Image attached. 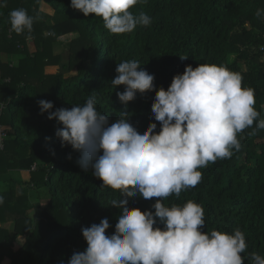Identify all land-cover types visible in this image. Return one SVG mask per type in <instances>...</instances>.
<instances>
[{"label":"trees","instance_id":"1","mask_svg":"<svg viewBox=\"0 0 264 264\" xmlns=\"http://www.w3.org/2000/svg\"><path fill=\"white\" fill-rule=\"evenodd\" d=\"M18 8L34 18L31 33L12 30L9 13ZM258 9H264V0H148L132 11L147 13L151 25L117 35L101 17L74 10L71 0H7L0 7V54L11 58L0 61V126L7 133L0 150V264L7 258L11 264H68L74 252L87 248L83 228L107 218L106 234L112 235L121 215L111 205L120 192L102 188L91 167L81 168L80 153L62 146L56 136L63 125L41 114L39 100L53 102L55 111L82 106L94 95L109 124L127 111L138 132L157 123L158 133L160 123L151 112L156 91L167 90L187 66L207 63L239 72L243 86L255 89V108L264 119V15L257 17ZM43 10L56 23L42 20ZM124 60H137L155 76V88L137 93L126 107L117 96L125 86L111 84ZM253 128L255 122L239 134L242 147L230 159L198 169L203 178L195 188L164 201L168 206L188 200L202 204L205 233L243 231L245 264L253 252L264 255V130L248 135ZM23 172L29 174L27 180ZM157 199L138 196L128 203L155 213ZM156 226L164 227L158 218ZM20 237L26 241L16 249Z\"/></svg>","mask_w":264,"mask_h":264},{"label":"clouds","instance_id":"2","mask_svg":"<svg viewBox=\"0 0 264 264\" xmlns=\"http://www.w3.org/2000/svg\"><path fill=\"white\" fill-rule=\"evenodd\" d=\"M7 0H0V7ZM148 0H71V7L85 16L94 14L104 21L111 34H126L137 26L148 27L152 17L132 9ZM264 15L258 9L256 16ZM12 30L31 33L34 18L23 8L9 13ZM182 59H186L181 57ZM113 86H125L117 93L125 105L155 88V76L137 60L117 64ZM255 89L243 86V76L225 65L187 66L174 76L165 90L156 91L151 112L155 121L141 134L129 123L127 111L109 124V116L97 110L96 97L82 106L59 108L39 100L41 114L63 125L56 131L62 146L80 153L78 164L121 198L111 205L121 210L115 233L107 235V218L82 229L87 248L74 252L68 264H245L246 236L239 228L231 234L219 230L203 232L205 212L202 204L188 200L183 205L164 203L168 197L195 188L209 163L230 159L242 147L239 134L255 128L264 130V119L255 108ZM70 158V157H69ZM159 198L151 210L130 208L128 198ZM3 197L0 196V204ZM159 223L164 227H158ZM63 264V261H61ZM249 264H264V255L253 252Z\"/></svg>","mask_w":264,"mask_h":264},{"label":"rangeland","instance_id":"3","mask_svg":"<svg viewBox=\"0 0 264 264\" xmlns=\"http://www.w3.org/2000/svg\"><path fill=\"white\" fill-rule=\"evenodd\" d=\"M40 18L42 19V20H49V23L51 24V25H53L54 23H56V19L54 18H51V13L50 12H48V11H45V10H43V12L41 13V15H40ZM31 49V51H36V47H31L30 48ZM67 53V52H66ZM65 58L66 59H68V53L67 54H65ZM0 61H2V62H8V61H10V58L9 57H6V56H4L3 54H0ZM69 75H71V74H68V76ZM1 109V108H0ZM1 112H3V111H0V115H2L3 113H1ZM2 126L5 128L6 126L5 125H3L2 124ZM16 175V174H15ZM32 203L33 204H36V203H38V199H36V198H33L32 199ZM39 213H40V211H36V212H33L31 215H32V217L35 219L36 218V216L37 215H39ZM6 227L8 228V229H12L13 227L12 226H10V225H6ZM23 239H25V237H23L22 239H17V241H16V244H15V248L17 249V248H19V247H21V244L22 243H24L25 242V240H23ZM3 264H11V261H10V259H5L4 261H3Z\"/></svg>","mask_w":264,"mask_h":264},{"label":"built area","instance_id":"4","mask_svg":"<svg viewBox=\"0 0 264 264\" xmlns=\"http://www.w3.org/2000/svg\"><path fill=\"white\" fill-rule=\"evenodd\" d=\"M7 138V133L2 126H0V150H3L5 148V141ZM32 170H36V167L34 166Z\"/></svg>","mask_w":264,"mask_h":264},{"label":"crops","instance_id":"5","mask_svg":"<svg viewBox=\"0 0 264 264\" xmlns=\"http://www.w3.org/2000/svg\"><path fill=\"white\" fill-rule=\"evenodd\" d=\"M10 60H11V58H10ZM12 60H15V59H12ZM21 176H22V178L23 179H25V180H27L29 177V174L27 173V172H23L22 174H21ZM2 226V223H1V221H0V227ZM23 237H20L19 239H22ZM23 240H25L26 241V239H23ZM24 243H22L21 244V246L23 245Z\"/></svg>","mask_w":264,"mask_h":264}]
</instances>
